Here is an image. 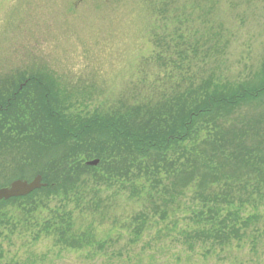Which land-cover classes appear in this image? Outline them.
<instances>
[{
  "label": "rangeland",
  "instance_id": "374dc122",
  "mask_svg": "<svg viewBox=\"0 0 264 264\" xmlns=\"http://www.w3.org/2000/svg\"><path fill=\"white\" fill-rule=\"evenodd\" d=\"M263 61L264 0H0V74L45 69L83 119L155 105L208 79L240 84ZM34 96L16 107L26 115L21 126L28 121L25 99ZM247 111L238 114V127L244 128L239 117ZM0 126L2 134L13 128ZM32 131L17 138L24 141ZM2 152L0 187L46 170L44 154L16 166ZM78 160L91 170L79 176L77 188L0 201V264H264V184L254 175L232 188L242 205L226 209L240 221L253 218L251 224L238 223L241 240L218 246L185 240L204 228L195 185L171 196L165 170L97 183L104 176L99 166ZM142 223L143 231L134 233ZM60 231L77 239L90 235L92 246L68 247L57 241Z\"/></svg>",
  "mask_w": 264,
  "mask_h": 264
},
{
  "label": "trees",
  "instance_id": "16d2710c",
  "mask_svg": "<svg viewBox=\"0 0 264 264\" xmlns=\"http://www.w3.org/2000/svg\"><path fill=\"white\" fill-rule=\"evenodd\" d=\"M30 94L36 100L25 99L28 121L21 126L19 117L26 115L16 107L22 108L24 96ZM70 105L66 88L45 69L0 74V115L4 117L0 124L13 127L2 134L5 129L0 126V150L15 157L16 166L32 154L47 158L45 172L35 175L42 177L45 187L32 195L65 194L77 188L80 177L91 170L81 166L79 158L99 161L104 176H96L97 183L104 182V177H120L124 182L137 173L152 175L165 170L171 180L165 193L179 195L193 184L197 200L205 206L198 213L204 228L186 235L185 240L211 241L218 246L241 240L240 227L247 229L253 218L240 221L237 211L226 209L242 205L232 188L246 178L254 175L264 184V61L251 80L232 85L204 80L155 105L122 106L111 114L84 119ZM243 110L249 116L239 117V122L245 121L241 128L236 118ZM30 129L32 135L19 141L17 137ZM209 130L212 137L199 138ZM143 229L144 224H139L134 233ZM65 234L60 231L57 241L68 247L80 248L83 241L92 246L90 235L77 239Z\"/></svg>",
  "mask_w": 264,
  "mask_h": 264
},
{
  "label": "water",
  "instance_id": "95a60500",
  "mask_svg": "<svg viewBox=\"0 0 264 264\" xmlns=\"http://www.w3.org/2000/svg\"><path fill=\"white\" fill-rule=\"evenodd\" d=\"M98 160L88 162L89 166H97ZM45 185L42 183V177L36 176L30 182L23 180H16L11 182L7 187L0 189V201H7L12 198H21L29 195L30 193L41 189Z\"/></svg>",
  "mask_w": 264,
  "mask_h": 264
}]
</instances>
